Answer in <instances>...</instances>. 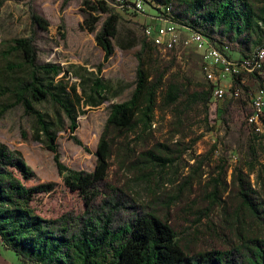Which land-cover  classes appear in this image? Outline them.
I'll use <instances>...</instances> for the list:
<instances>
[{
  "label": "trees",
  "instance_id": "16d2710c",
  "mask_svg": "<svg viewBox=\"0 0 264 264\" xmlns=\"http://www.w3.org/2000/svg\"><path fill=\"white\" fill-rule=\"evenodd\" d=\"M8 1L18 0H0V11ZM36 1L27 2L29 34L1 44L4 65L0 68V99L9 96L12 102L1 108L0 118L14 107L23 108L34 121L38 141L56 154L64 185L79 196L83 209L69 210L55 218L45 217L41 200L54 192L56 185L29 186L37 179L36 174L22 154L0 143L3 248L15 253L21 264H264V130L258 133L245 121L249 132L245 151L250 170L237 166L229 183L226 163L217 167L220 173L210 181L212 204L219 206L227 194L236 205L228 215L238 218L244 214V219L235 224L225 220L222 226L212 222L207 238L193 230L200 218L190 221V225L173 222L170 211L176 202L157 198L155 193L142 201L132 193L130 182L110 175L118 151L119 172L127 168L137 172V180H149L157 169L162 173L193 150L198 140L186 141L192 120L203 117L209 125L214 86L207 81L195 82L191 75L172 74L179 54L171 53L168 64L157 66L161 49L146 37L147 27L141 48L135 54L138 65L134 84L113 87L107 81L97 80L87 95V104L99 107L109 102L111 93L119 96L131 88L128 99L110 105L94 171H73L59 163L60 112L69 119L73 132L77 130L78 115L65 98L67 88L58 81L65 74L64 69L39 62V36L49 31L50 24L36 11ZM145 1L155 11L154 19L166 17L178 27L202 35L213 47L228 48L236 58L255 54L264 46V0ZM114 3L115 0H84L79 9L83 17L80 29L95 35L105 62L115 54L114 43L120 39L124 19ZM190 58L182 56L187 63H195ZM241 87L239 82L234 84V88ZM45 102L60 108L57 122L38 109ZM218 109L219 120L229 131L240 117L234 99H227ZM158 111H169L172 137L179 135L180 139L172 145L156 142L150 148L145 134ZM248 113L253 114L251 110ZM74 141L82 145L78 138ZM140 142L145 149L136 158ZM198 163V170L206 164L204 160ZM256 164L261 173L256 180L258 189L250 180V175L256 173ZM203 216L209 218V214Z\"/></svg>",
  "mask_w": 264,
  "mask_h": 264
},
{
  "label": "rangeland",
  "instance_id": "374dc122",
  "mask_svg": "<svg viewBox=\"0 0 264 264\" xmlns=\"http://www.w3.org/2000/svg\"><path fill=\"white\" fill-rule=\"evenodd\" d=\"M83 1L38 0L34 7L50 24L49 31L40 33L39 36L37 43L39 62L55 64L64 69L65 74L60 75L58 81H61L67 88L65 98L72 103L78 115L77 130L73 132L69 119L60 112L62 126H59L60 132L57 135L59 163L69 170L92 172L96 166V151L109 117L110 105L128 99L131 88L119 96L111 93L109 102L99 108L87 104V95L90 94L91 87L97 80L107 81L113 87L122 81L132 86L137 63L131 53H122L118 50L109 62L104 61L103 52L96 44L95 35L80 29L83 17L79 9ZM27 2L28 0L8 1L1 9L0 42L3 44L29 34ZM113 6L124 17L120 24L121 32H124L129 25L136 28L134 24L139 25L137 28L142 33L144 27H151L154 30L157 28V32L164 31L163 24L154 19L155 11L152 8L147 7L145 13H139L134 10L125 11L115 3ZM134 15H140L144 19H136ZM2 45L0 44V68L4 65L1 60V53L4 50ZM171 53L179 54L172 74H179L181 77L191 75L198 83L206 81L201 72V57L195 53L193 48L185 49L179 46L174 51L160 50L157 66L168 64ZM182 56L191 57L190 59L195 63H187L182 59ZM11 102L9 96L1 98L0 110ZM241 103V100L235 102L240 117L235 124L231 125L229 131L219 120L218 108L220 106H211L208 126L204 123L203 117L192 120L190 129L186 131L189 135L186 141L191 142L193 139H197V144L174 166H169L162 173H160L161 169H157L149 180H137L136 177L139 175L136 171H129L125 168L119 172L120 154L117 151L112 160L111 177H120L125 182H130L132 193L142 201L151 199V194L155 193L157 198L176 202V206L170 211L174 223L190 225V221L200 218L201 220L193 225V230L202 238L208 237L212 222L218 226L224 225L225 220L232 224L237 223L239 219H244V214H240L238 218L228 215L236 205L227 194L223 196L224 202H219V206L213 205L211 202L213 186L210 185V181L218 177L220 172L217 167L223 163L227 165V181L229 183L237 166L242 167L245 171L250 170L245 151L249 132L240 110ZM38 109L49 114L53 121L57 122L59 107L45 102L39 105ZM172 134V117L169 111H158L145 138L150 141V148H152L156 142L169 145L177 143L180 136L173 138ZM36 136L34 121L25 115L22 107H14L0 118V143L22 154L27 166L37 176V179L28 185L47 183L56 185L54 192L41 200V211L45 217L55 218L69 210L81 211L83 209L81 199L77 194L70 193L64 185V175L59 173L55 161L56 154L48 151ZM74 138H78L82 145H78ZM144 149V144L140 142V146L136 150V158L142 154ZM204 156L207 158L204 159ZM199 160H204L206 163L201 166L200 170H198ZM262 163L264 164V160ZM258 168L259 166L256 164V173L250 175V180L257 189L256 180L261 175ZM215 169L216 172L213 173ZM204 214H209V218L203 216ZM0 262L21 264L15 253L5 250L1 243Z\"/></svg>",
  "mask_w": 264,
  "mask_h": 264
},
{
  "label": "built area",
  "instance_id": "2783aa9c",
  "mask_svg": "<svg viewBox=\"0 0 264 264\" xmlns=\"http://www.w3.org/2000/svg\"><path fill=\"white\" fill-rule=\"evenodd\" d=\"M115 4L122 9L127 7L139 13H145L147 7L151 8L145 0H115ZM158 20L163 24L164 31L157 32L147 27L146 37L160 39V46L157 47L161 50H176L179 46L185 49L193 48L201 57V72L204 79L214 86L211 106H221L227 99H234L235 102L241 100L240 110L244 120L256 132L262 133L264 130V69H260V62H264V50L259 54H248L246 57L236 58L228 48L213 47L202 35L180 28L166 17ZM241 68H249L250 76H241ZM236 82L243 87L234 88ZM248 110H251L253 114L250 115Z\"/></svg>",
  "mask_w": 264,
  "mask_h": 264
},
{
  "label": "crops",
  "instance_id": "0c3cea01",
  "mask_svg": "<svg viewBox=\"0 0 264 264\" xmlns=\"http://www.w3.org/2000/svg\"><path fill=\"white\" fill-rule=\"evenodd\" d=\"M134 18H136V19H139L140 18L141 20L144 19L140 15H138V16L134 15ZM146 22H149V21L146 20ZM151 23L154 24V22H151ZM154 25H156V24H154ZM134 26L136 28H134L131 25H129V26H127V29L124 32H122V33L120 32V34H119V36H120L119 41H117V42L114 43V46H115V54H116V52L118 50V51H121L122 53H131L133 55V57L135 58V54L141 48V42H142V38H143V33L137 28V27H139L138 24H134ZM156 29L157 28H155V30ZM0 44H3V42H0ZM115 54H114V56H115ZM112 58H110L109 61ZM135 61L137 63L136 58H135ZM137 65H138V63H137ZM136 69H137V67H136ZM123 85L125 86L127 84H125L123 81L122 82H118L116 84V86H123ZM103 105H101V106H103ZM101 106H99V107H101Z\"/></svg>",
  "mask_w": 264,
  "mask_h": 264
},
{
  "label": "bare ground",
  "instance_id": "6f19581e",
  "mask_svg": "<svg viewBox=\"0 0 264 264\" xmlns=\"http://www.w3.org/2000/svg\"><path fill=\"white\" fill-rule=\"evenodd\" d=\"M151 40H153L157 45H160V39L157 38H150ZM264 50V46L258 50L255 54H259L262 53ZM260 69H264V62H260ZM241 74H250V69L249 68H241Z\"/></svg>",
  "mask_w": 264,
  "mask_h": 264
},
{
  "label": "water",
  "instance_id": "95a60500",
  "mask_svg": "<svg viewBox=\"0 0 264 264\" xmlns=\"http://www.w3.org/2000/svg\"><path fill=\"white\" fill-rule=\"evenodd\" d=\"M184 29H186V28H184ZM192 32V31H191ZM193 33H195V32H193ZM198 34V33H197ZM209 42V41H208ZM217 48V47H216ZM0 243H1V240H0ZM2 244V243H1ZM3 246V245H2Z\"/></svg>",
  "mask_w": 264,
  "mask_h": 264
}]
</instances>
